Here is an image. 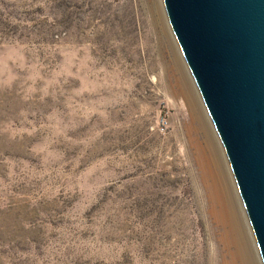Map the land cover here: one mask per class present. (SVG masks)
Returning <instances> with one entry per match:
<instances>
[{
	"label": "rangeland",
	"instance_id": "1",
	"mask_svg": "<svg viewBox=\"0 0 264 264\" xmlns=\"http://www.w3.org/2000/svg\"><path fill=\"white\" fill-rule=\"evenodd\" d=\"M224 152L163 0H0V264H223L204 167L259 264Z\"/></svg>",
	"mask_w": 264,
	"mask_h": 264
},
{
	"label": "water",
	"instance_id": "2",
	"mask_svg": "<svg viewBox=\"0 0 264 264\" xmlns=\"http://www.w3.org/2000/svg\"><path fill=\"white\" fill-rule=\"evenodd\" d=\"M264 263V0H163Z\"/></svg>",
	"mask_w": 264,
	"mask_h": 264
},
{
	"label": "bare ground",
	"instance_id": "3",
	"mask_svg": "<svg viewBox=\"0 0 264 264\" xmlns=\"http://www.w3.org/2000/svg\"><path fill=\"white\" fill-rule=\"evenodd\" d=\"M178 83V82H177ZM188 97V96H187ZM188 99V98H187ZM191 102V101H189ZM191 105V104H190ZM189 105V106H190ZM203 147V146H201ZM200 149V148H199ZM198 150V149H196ZM201 150V149H200ZM199 151V150H198ZM201 152V151H200ZM198 153V152H197ZM196 153V154H197ZM203 153V152H202ZM202 153H200L202 155ZM225 153V152H224ZM201 155H198V157H196V159H198ZM197 156V155H196ZM205 156V155H204ZM208 157V156H206ZM205 157V158H206ZM225 157V156H224ZM200 159V158H199ZM203 159L204 157L201 156V163H203ZM197 161V160H196ZM207 161H210V160H207ZM198 162V161H197ZM200 163V160L199 162ZM212 163V162H211ZM200 167L202 168L201 164H199ZM204 165H208L207 163L204 164ZM208 167V166H207ZM200 168V169H201ZM205 168V167H204ZM204 168L201 170L203 172H201V182L203 183V186L205 187V193H206V196H207V199H208V204H209V214L212 218V220L217 223L219 225V227L222 228V236L220 238L221 242H222V245H223V248H224V252H225V255H224V263L223 264H253L251 263L249 260H248V257L245 256L244 258V255L242 253H245L242 249L243 247L239 244L236 243L237 239L234 237V233L235 235L237 234V230L235 228L234 230V225H232L233 222H231V218L228 217L227 213H226V206L224 208V194H222L223 192L222 189H218V187L216 186L217 183L219 184V182H213V179L211 177V174H214V172L210 174V172H208V169L205 171ZM199 169V168H198ZM206 169V168H205ZM212 169V168H211ZM228 171H229V174H231V171L228 167ZM228 174V175H229ZM222 175V174H221ZM213 176V175H212ZM219 176V175H218ZM232 178H233V187L235 188V193L237 195V199L239 200V203L241 204V208H242V211L244 212V218H245V222H246V226L248 227V232H249V235H251V241H252V244H254L255 246V251H256V256H257V259L259 260V264H264L263 263V260H262V257H261V254H260V251L258 249V247H256V242L254 241V235H253V231L251 229V226H250V223H249V220H248V217H247V214H246V211L244 209V206L242 205V202H241V197H240V194L237 190V186H236V183L234 182V177H233V174H231ZM216 176H214L215 178ZM216 179V178H215ZM219 179V178H218ZM217 180V179H216ZM221 181V180H220ZM232 182V181H231ZM235 183V185H234ZM221 184H219V187H220ZM225 185V184H224ZM231 188V187H230ZM239 196V197H238ZM240 198V199H239ZM238 202V201H237ZM228 206V205H227ZM226 210V211H225ZM229 211V210H228ZM227 211V212H228ZM241 211V212H242ZM227 214V215H226ZM227 219H229L230 222H228L227 224ZM233 221V220H232ZM235 231V232H234ZM237 231V232H236ZM232 233V234H231ZM231 234V238L232 240L230 239L229 240V235ZM239 235V234H238ZM236 239H233V237ZM239 242V241H237ZM252 250V249H251ZM250 259V258H249ZM252 261V260H251Z\"/></svg>",
	"mask_w": 264,
	"mask_h": 264
}]
</instances>
